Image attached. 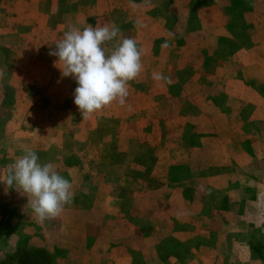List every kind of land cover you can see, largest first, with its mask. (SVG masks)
Masks as SVG:
<instances>
[{
  "label": "rangeland",
  "instance_id": "1",
  "mask_svg": "<svg viewBox=\"0 0 264 264\" xmlns=\"http://www.w3.org/2000/svg\"><path fill=\"white\" fill-rule=\"evenodd\" d=\"M37 1L39 17L22 20V46L14 49L19 36H0V54H6L0 66V180L22 149L30 148L40 162H51L69 180L75 203L93 198L95 178L112 172L113 153L149 154L143 143L155 146L151 153L176 150L174 145L182 141L215 139L214 134L232 129L238 140L244 127L253 130H248L247 139L264 138V65H254L255 59L264 62V0ZM97 23L118 26L116 40L137 42L142 69L127 83L123 104L114 101L83 118L74 104L75 80L63 77L54 63L58 58L48 53L69 25L83 28ZM32 29L37 33L30 34ZM116 40L104 47L110 49ZM6 42L12 48L6 50ZM153 73L164 78L156 80ZM235 75L241 80L233 79ZM227 79L228 91L248 92L233 100V106L245 104L247 117L242 114L240 119L222 107L228 101L224 99ZM242 118L258 124L247 125L249 120ZM132 139L141 140L134 149ZM121 165L143 172L142 162ZM121 195L128 202L129 191ZM251 201L246 205L258 220L248 231L256 240L250 247L264 256V202ZM27 202L25 194L14 187L6 190L0 182V222L5 223L0 235L18 238L12 250L0 257V264H20L34 250L49 254L45 264H64L68 204L58 216L40 220ZM19 213L31 214L17 226ZM157 251L162 258L179 257L187 248L168 236L158 243Z\"/></svg>",
  "mask_w": 264,
  "mask_h": 264
},
{
  "label": "crops",
  "instance_id": "2",
  "mask_svg": "<svg viewBox=\"0 0 264 264\" xmlns=\"http://www.w3.org/2000/svg\"><path fill=\"white\" fill-rule=\"evenodd\" d=\"M39 3L0 0V36H19L14 49L22 46V20L38 18ZM29 33L37 32L32 29ZM6 44L8 50L11 46ZM5 58L6 54H0V66ZM254 65L262 67L264 62L255 59ZM240 76L233 79L241 80ZM228 82L224 81V99L228 101L222 107L227 113L247 117L245 104L240 101L233 106V100H241L248 92L228 91ZM242 119L249 120L247 125L258 124L251 118ZM248 130L253 132L244 127L238 140L232 129L214 134L215 139L182 141L174 145L179 148L176 150L151 153L155 146L143 143L149 154L113 153L112 172L95 178L93 198L65 206L70 213L63 226L64 264H264L262 253L250 247L256 240L248 231L258 219L246 205L252 199L264 202V138L247 139ZM140 141L132 139L130 146L134 149ZM140 162L143 172L138 173L133 166L121 165ZM121 191H129L128 202H123ZM30 214L19 213L17 226ZM168 236L182 243L186 254L162 258L157 245ZM17 239L14 234L0 235L1 258Z\"/></svg>",
  "mask_w": 264,
  "mask_h": 264
},
{
  "label": "clouds",
  "instance_id": "3",
  "mask_svg": "<svg viewBox=\"0 0 264 264\" xmlns=\"http://www.w3.org/2000/svg\"><path fill=\"white\" fill-rule=\"evenodd\" d=\"M119 33L116 25H69L49 50L50 56L58 58L54 63L61 75L75 80L74 104L83 118L114 101L123 104L128 96L127 83L142 69L137 42L131 38L116 40ZM113 40L116 42L110 49L104 47ZM153 78L164 77L153 73ZM0 182L6 190L14 187L25 194L27 208L40 220L58 216L73 197L69 180L51 162H40L36 151L30 148L22 149Z\"/></svg>",
  "mask_w": 264,
  "mask_h": 264
},
{
  "label": "trees",
  "instance_id": "4",
  "mask_svg": "<svg viewBox=\"0 0 264 264\" xmlns=\"http://www.w3.org/2000/svg\"><path fill=\"white\" fill-rule=\"evenodd\" d=\"M16 254L20 253V250L15 251ZM50 260V256L44 250H34L29 252V256L20 262V264H45ZM4 264V262H1Z\"/></svg>",
  "mask_w": 264,
  "mask_h": 264
}]
</instances>
